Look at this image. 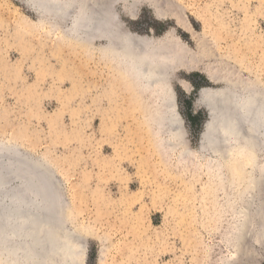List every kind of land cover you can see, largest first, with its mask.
Segmentation results:
<instances>
[{"label": "rangeland", "instance_id": "rangeland-1", "mask_svg": "<svg viewBox=\"0 0 264 264\" xmlns=\"http://www.w3.org/2000/svg\"><path fill=\"white\" fill-rule=\"evenodd\" d=\"M85 2L91 15L103 14L102 26L93 20L89 30L101 29L103 40L82 33L84 0L62 15L50 4L0 0V149L23 154L52 186L46 206L57 207V235L66 232L74 248L53 258L49 251L44 263L227 264L236 255L233 264H264V148L260 168L246 175L222 143H203L210 118L199 103L205 88L252 80L250 66L264 80V0ZM124 33L166 42L168 51L158 50L180 139L157 107L161 86L135 97L120 79L112 47ZM247 176L253 190L224 183ZM244 231L246 258L234 246ZM0 264L14 261L0 256Z\"/></svg>", "mask_w": 264, "mask_h": 264}, {"label": "bare ground", "instance_id": "bare-ground-1", "mask_svg": "<svg viewBox=\"0 0 264 264\" xmlns=\"http://www.w3.org/2000/svg\"><path fill=\"white\" fill-rule=\"evenodd\" d=\"M30 1L38 5V10L50 4L56 15H62V13L67 12V9L71 11L70 13H74L77 6L76 0H71L66 5V8H64V3L61 0H50L51 3H47V0ZM92 1L88 0V3ZM87 5L84 0L83 11L78 17L79 21H81L82 33H84V37L88 36L91 40H103V31L100 28L97 27L100 29L97 34L89 31L93 20L99 22V25L101 24L102 26L103 14L100 12L98 16L91 15L86 9ZM175 19L180 28L192 35L191 27L181 18V15ZM97 28L96 26L95 28L93 27V29L98 31ZM95 30L93 31L95 32ZM250 30L248 32L249 35H251ZM117 41L119 43L117 42L112 47V53L115 55L117 73L120 79L131 87L132 95L135 97L139 93V88H142V92L149 96L155 85L157 87L161 86L160 95L158 96V101L161 105H157V107L162 106V113L168 117L167 125L172 138L174 140L180 139L183 135L182 119L174 109L171 97L173 93H170V89L166 88L163 83L167 63L161 59L163 58L161 52L168 51V46L162 44L166 42L162 41L156 45L154 42L133 33H124L118 36ZM244 43L247 45L246 42ZM183 45L181 43V46ZM159 48H162L163 51L158 50ZM238 65L244 67L240 62ZM177 66L181 67L183 65L179 63ZM254 69L252 66L248 68L249 74L254 76L252 80H245L236 76L234 78L236 81L231 82L232 87L230 89L223 88L211 91L205 88L199 93V103L206 108L210 118V121L205 126L204 134L201 136L203 143H218V145L222 143V146L226 147V159L233 158L235 165L243 166L242 169L248 168L246 171L248 176L252 174L254 166H256V168L254 167L255 169L260 168L258 162H260V156L264 148V80L261 78V74L258 71L255 72ZM209 77L212 81L224 80L230 82L227 79L225 80V78L219 77V75H210ZM156 91L158 92V90ZM226 101L231 102L233 106L231 113H227L228 110L223 111V104ZM143 105L142 102L139 103L140 108H143ZM149 107L147 109L151 110ZM16 151L9 150V148L0 149V256L5 259H13L14 264L21 263L23 260L28 264H46L44 263L45 258L49 259L52 257V253L54 255V252H57L56 250L72 254L74 248L72 250L71 244L68 242L72 238H69L68 234L65 235V231V233L63 232L64 236L57 235V230L62 228V226H59L62 224L58 222L59 217L56 215L57 207L55 206L56 209L53 210L50 208L54 206L51 203V206H46L50 195L53 197V201L56 196L53 191L55 196L50 194L51 191L49 190H51L52 186L51 188L48 187L49 185L46 186L47 184L44 182L46 179L43 181L44 183H41L42 176L37 173L38 168H35L36 172L34 170L32 173L31 165L33 164L26 162L28 160H24L22 157L24 155L22 154L21 156ZM45 171L47 170L45 169ZM40 173L45 174L43 170ZM248 176L239 180L230 178L224 183H227L229 188L233 186V183H236L237 185H245V187L253 190L254 188L250 184L252 180ZM10 179L17 180L18 185L11 186ZM223 181H220V183L223 184ZM51 183L54 186L53 181ZM226 196L230 198L231 194ZM56 201L58 199L55 200V203ZM42 216L45 217L42 218ZM59 231L61 232V230ZM246 235L244 231L243 239L239 238V241L234 244L236 252L241 248L244 258L247 257V249L245 248ZM259 241H264V238L259 239ZM70 242L72 243V241ZM237 244L238 247L236 246ZM77 251L76 255L78 254ZM47 252L50 253V257L46 255L48 254ZM236 258V255H232L231 261H228L227 264H233ZM53 262H57V260ZM67 264H69V261H67Z\"/></svg>", "mask_w": 264, "mask_h": 264}, {"label": "water", "instance_id": "water-1", "mask_svg": "<svg viewBox=\"0 0 264 264\" xmlns=\"http://www.w3.org/2000/svg\"><path fill=\"white\" fill-rule=\"evenodd\" d=\"M227 97V96H226ZM229 98V97H228ZM230 99V98H229ZM228 99V100H229ZM223 111H227L228 110V112L227 113H231L230 111H233V106L231 105V102H229V101H226V102H224V104H223ZM233 113V112H232Z\"/></svg>", "mask_w": 264, "mask_h": 264}]
</instances>
